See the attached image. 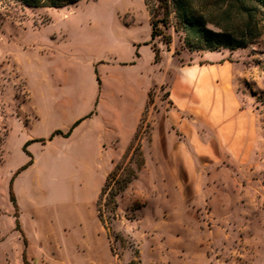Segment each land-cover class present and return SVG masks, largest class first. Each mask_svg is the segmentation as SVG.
<instances>
[{"label":"rangeland","instance_id":"1","mask_svg":"<svg viewBox=\"0 0 264 264\" xmlns=\"http://www.w3.org/2000/svg\"><path fill=\"white\" fill-rule=\"evenodd\" d=\"M150 32L144 0H79L60 8L0 0V264H264V33L215 50L213 61L235 64V89L249 109L238 151L145 153L146 112L113 162L97 152L81 168L72 146L47 145L54 130L33 102L43 101L42 72L56 47L68 36L87 42ZM154 42L161 58L168 49L184 63L206 62L211 51L189 48L177 33L169 44ZM155 94L166 97L155 87L152 103ZM93 157L98 167H91ZM115 162L136 175L117 196L115 215L106 192L101 221L98 199Z\"/></svg>","mask_w":264,"mask_h":264},{"label":"crops","instance_id":"2","mask_svg":"<svg viewBox=\"0 0 264 264\" xmlns=\"http://www.w3.org/2000/svg\"><path fill=\"white\" fill-rule=\"evenodd\" d=\"M134 28L129 25L127 31ZM149 40L130 35L77 42L68 36L56 47L48 71L42 72L43 101L34 106L40 120L49 121L50 133L83 119L69 136L56 135L48 146H72L81 168L89 167V155L97 152H106L113 162L131 144L146 112L151 127L141 137L145 153L240 149L249 109L242 107L235 89V64L227 58L213 61L219 59L217 51H207L206 62L184 63L168 49L156 62ZM155 87L166 97L155 94L152 103ZM203 125L211 132L203 131ZM93 160L91 167H98Z\"/></svg>","mask_w":264,"mask_h":264},{"label":"trees","instance_id":"3","mask_svg":"<svg viewBox=\"0 0 264 264\" xmlns=\"http://www.w3.org/2000/svg\"><path fill=\"white\" fill-rule=\"evenodd\" d=\"M32 7L60 8L79 0H17ZM150 15V40L155 61L161 60V48L154 42L160 37L169 44L174 33L180 34L184 44L195 50H220L223 47L245 46L264 33V0H144ZM99 85L101 79L97 74ZM94 110L90 113L92 114ZM89 114V115H90ZM83 118L75 121L66 132L55 129L49 136H69ZM44 139V138H41ZM27 143H30L29 141ZM31 156V154L29 153ZM129 164L115 162L108 172L98 199V216L103 221V199L111 205L115 215L120 195L135 177ZM104 204V205H105ZM129 264H143L135 259Z\"/></svg>","mask_w":264,"mask_h":264}]
</instances>
